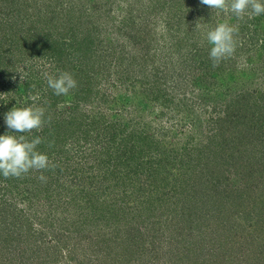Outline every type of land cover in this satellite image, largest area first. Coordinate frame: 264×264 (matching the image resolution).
<instances>
[{
  "label": "rangeland",
  "instance_id": "1",
  "mask_svg": "<svg viewBox=\"0 0 264 264\" xmlns=\"http://www.w3.org/2000/svg\"><path fill=\"white\" fill-rule=\"evenodd\" d=\"M260 16L0 0V134L15 104L45 108L39 131L15 135L39 136L50 161L0 176V264H180L199 241L193 264H264V21L244 27ZM218 23L237 31L214 64L204 33ZM62 72L77 86L57 96L47 77Z\"/></svg>",
  "mask_w": 264,
  "mask_h": 264
},
{
  "label": "clouds",
  "instance_id": "2",
  "mask_svg": "<svg viewBox=\"0 0 264 264\" xmlns=\"http://www.w3.org/2000/svg\"><path fill=\"white\" fill-rule=\"evenodd\" d=\"M211 10L230 11L236 17L242 18L245 14L250 16L264 15V0H200ZM250 9V12L248 11ZM198 25H196L197 27ZM237 28L228 23H218L214 28L208 29L204 35L211 46L209 57L214 64L231 56L235 50L234 34ZM47 85L55 95H67L76 88L77 81L68 72L58 76H48ZM35 100V97H32ZM8 131L0 134V176L20 177L30 170H44L50 166L47 154L37 150L42 143L39 136L27 139L24 135L15 133H32L39 131L45 119V108L36 105L17 107L16 104L3 116ZM13 133V134H9ZM40 179H44L41 175Z\"/></svg>",
  "mask_w": 264,
  "mask_h": 264
},
{
  "label": "trees",
  "instance_id": "3",
  "mask_svg": "<svg viewBox=\"0 0 264 264\" xmlns=\"http://www.w3.org/2000/svg\"><path fill=\"white\" fill-rule=\"evenodd\" d=\"M262 19H263V21H264V15H261L260 17H255V19L254 20H252V21H248L247 22V20H245L246 21V24L244 25V27L246 26H248V27H250V26H252L251 24H255V23H260L259 21H261L262 22ZM2 58H3V56H0V63L1 62H3V60H2ZM1 65V64H0ZM9 72V71H8ZM0 73H3V70L2 69H0ZM8 74V73H7ZM86 74H87V72H86ZM85 85L86 86H88V85H90V79L87 81V82H85ZM88 91V90H87ZM87 94H89V93H86L85 94V96H86V98L88 99V95ZM78 97H80L79 96V94H78V92H75V94H74V98H73V103H75L76 101H77V99H78ZM51 98V97H50ZM55 104V103H54ZM12 108V107H11ZM11 108H9L5 113H7ZM261 170H263V169H261ZM193 196H196V198L197 199H199L198 197H197V192L196 191H194V193L192 194ZM237 196V198H239V197H241V193L240 194H237L236 195ZM239 200V199H238ZM235 197H234V199H232V201L230 202V203H228L229 205L228 206H230L231 207V209L233 210L234 209V204H235ZM198 202V201H197ZM196 204V203H195ZM229 209V208H228ZM238 209V208H237ZM236 213H238V212H236ZM191 215V213L189 214V216ZM187 216V215H186ZM219 216H228V215H226L224 212H220L219 211ZM229 217V216H228ZM230 218V217H229ZM238 218V217H237ZM251 219V218H250ZM223 220V219H222ZM183 226H185V227H187V228H189L187 225H183ZM221 226H223V228H221V229H224V231L227 233V237H226V249H229V244L228 243H232L233 244V242L230 240V239H228V238H230V235L228 236V233H230V231H231V236H232V234L233 233H235V232H237V229H238V227H239V224L238 223H233L232 224V222H231V224H230V226H228V224L226 225V226H224L223 224H221ZM208 237L210 238V234L208 235ZM210 241H215V240H211V238H210ZM200 242H203V246H204V244H205V241H199V243ZM208 242V241H207ZM185 243V246L182 248V253L183 254H176V257L177 258H180V264H193V263H196V261H197V259H199V256H200V252H198L197 251V249L196 248H194V247H197V245L199 244V243H195V244H187L186 242H184ZM232 244H230V249L231 250H233V248H231V246H232ZM106 246L107 247H109V244L108 243H106ZM202 245H201V248H203L201 251L203 252L204 251V247H203ZM115 246H113L112 245V249L114 248ZM109 253L112 255V254H114V250H110L109 251ZM117 254V252L115 253V255ZM202 256L204 257L203 259H204V261L205 262H207V259H205V256H204V254H202ZM172 257H174L173 255H172ZM172 264H179V263H177L176 261L175 262H173Z\"/></svg>",
  "mask_w": 264,
  "mask_h": 264
}]
</instances>
